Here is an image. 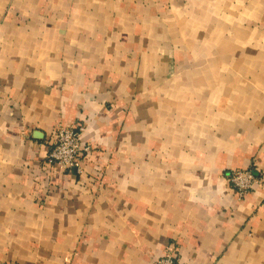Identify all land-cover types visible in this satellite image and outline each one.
Masks as SVG:
<instances>
[{
  "label": "crops",
  "instance_id": "1",
  "mask_svg": "<svg viewBox=\"0 0 264 264\" xmlns=\"http://www.w3.org/2000/svg\"><path fill=\"white\" fill-rule=\"evenodd\" d=\"M84 127L81 172L45 164ZM264 0H0V264H264Z\"/></svg>",
  "mask_w": 264,
  "mask_h": 264
},
{
  "label": "built area",
  "instance_id": "2",
  "mask_svg": "<svg viewBox=\"0 0 264 264\" xmlns=\"http://www.w3.org/2000/svg\"><path fill=\"white\" fill-rule=\"evenodd\" d=\"M83 131L84 127L77 123L69 126L56 125L48 145L45 164L59 172L80 173L84 157L91 152V148L82 143ZM228 182L236 189L239 198H244L261 185L258 177L251 171L232 172L228 176ZM151 264H179L176 250L168 246L163 255Z\"/></svg>",
  "mask_w": 264,
  "mask_h": 264
},
{
  "label": "rangeland",
  "instance_id": "3",
  "mask_svg": "<svg viewBox=\"0 0 264 264\" xmlns=\"http://www.w3.org/2000/svg\"><path fill=\"white\" fill-rule=\"evenodd\" d=\"M82 126V125H81ZM84 132V131H83ZM241 171H251V172H253V174L255 175V172L254 171H252V169H248V170H232V171H229V172H227V173H225V176H224V178L226 179V181L228 182V176L230 175V173H232V172H241ZM256 177H258V179H259V181H260V184H261V186L263 185V181H264V174L263 173H260V174H258V176H256ZM228 184H229V186L231 187V189L236 193V189H234V187H233V185L231 184V183H229L228 182ZM251 192H253V191H250V193ZM237 194V193H236Z\"/></svg>",
  "mask_w": 264,
  "mask_h": 264
}]
</instances>
